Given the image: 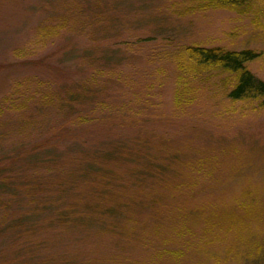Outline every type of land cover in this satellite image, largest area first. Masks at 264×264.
<instances>
[{
	"label": "rangeland",
	"instance_id": "obj_1",
	"mask_svg": "<svg viewBox=\"0 0 264 264\" xmlns=\"http://www.w3.org/2000/svg\"><path fill=\"white\" fill-rule=\"evenodd\" d=\"M244 3L230 8L215 0H0V207H3L2 204L10 196L11 199L16 198L12 193L23 188L18 184L26 182V176L30 172H38L42 178L45 177L46 169L39 167L45 154L51 155L54 150L57 153L54 162L61 163L63 157H73L82 148L81 139L72 141L67 137L61 139V136L59 139L50 137L52 140L49 145L41 142L51 135L47 131L54 130L60 122L67 120L62 125L63 131H71L73 125L70 120L76 112L71 111V107H64V98L77 94L78 87H83L81 81L86 78L89 80L93 74L94 64H104L107 61L122 67V74H132L133 80L127 79L133 86L144 87V92L147 90V107L153 113L158 111L168 116L167 124L160 123L152 130L153 134H166L168 139H153L150 146L147 144V151L140 146V142L131 143L136 146H131L130 153L123 155L127 165L133 164V157L141 160L166 158L168 152H155L158 143L161 147L179 148V152H174L183 163L191 157V153L194 157L191 160L197 158L199 149L195 148L199 144H213L221 135L228 142L234 138L243 140L247 132H253L259 135V139L256 136V141L250 146V161L237 163V169L235 166L228 169V172L238 173L222 187V195L226 199L238 196L247 200L251 194L252 199L255 198L257 189L263 193L264 107H252V104L245 101H231L224 88L227 78L231 79L232 74L229 72L214 73L207 82L208 90L198 91L192 88L190 92L185 79L187 76L190 78L188 70L185 67L180 69L186 45H219L237 50L251 48L258 55L245 65L257 78L264 81V0H247ZM98 12H106L108 18L103 19L96 29L88 18ZM93 30L100 33H94ZM101 32L118 34H115L118 40L110 43L112 47L114 43L117 53L106 49L111 47L106 45L109 37ZM126 48L133 55L127 57L129 61L122 63L121 58L125 53L121 51ZM123 58L126 59L125 56ZM198 76L196 73L194 77ZM140 78L145 81L143 84L138 83ZM189 80L192 83L202 81L201 84L205 81ZM18 83V96L12 99L15 105L8 104L3 97L12 93L14 85ZM176 91H179L178 98L184 95L188 102L193 101L192 104L176 108ZM194 94L200 95L196 99ZM68 116L71 119L65 120ZM107 133V138L91 142L94 144L92 150L103 152L100 148L104 142L114 146L122 145V136L125 135L126 140L123 141L129 140V143L142 138V131L136 127L123 133L121 130ZM169 154L172 155L171 152ZM111 156L108 157L115 160L117 165L106 168V172L115 170L118 165L127 166H122V154L116 150ZM223 158L225 160L226 157ZM234 158L236 161V156ZM70 162L72 163L65 167L71 172H64L63 169L60 173L66 177L62 189L71 190L73 193H69L72 195L78 192L87 198L93 196L91 193L95 194L94 185H99L96 181L97 174L92 177L95 171L85 175L73 172L78 169L77 163ZM172 168L184 172L178 169L180 166ZM170 172L175 171L170 169ZM104 181L108 182V179L105 178ZM244 193L248 195H243ZM262 193H259L260 196ZM165 195H156L155 198L158 199L153 206L139 203L132 207L133 215L140 216L139 223H143L142 217L147 214L162 211L158 209L166 205ZM90 200L92 202L93 198ZM90 200L71 204L87 205L89 208ZM148 209L150 213L146 211ZM137 210L139 214L135 213ZM111 220L115 221V231L108 235L109 247L102 244V248L94 246L93 254H90L93 258H89V264H99L97 258L105 256L106 253L103 254L102 251L108 248H111L108 256L117 259L118 264H122L123 257L128 262L135 261L153 251L149 246L145 247L147 252L141 246L125 247V243H120V215ZM22 223L26 225L28 220H23ZM3 224L0 222L1 229ZM242 224L247 230L244 237L235 238L237 245L234 249L228 243L211 246L205 252L201 248L190 249L185 261L197 264L198 256H203L202 264H206V258L208 264H264V225L252 220ZM147 226L152 228V224ZM88 227L92 231L97 228L93 221L88 222ZM2 231L0 264L9 255L7 238L15 237L14 228L8 231L3 226ZM4 244L8 249L2 248ZM168 246L172 247L173 244ZM74 258L77 264L82 262L77 257ZM146 258L148 262H152L150 256Z\"/></svg>",
	"mask_w": 264,
	"mask_h": 264
},
{
	"label": "trees",
	"instance_id": "obj_2",
	"mask_svg": "<svg viewBox=\"0 0 264 264\" xmlns=\"http://www.w3.org/2000/svg\"><path fill=\"white\" fill-rule=\"evenodd\" d=\"M246 1L215 0L230 8L241 6ZM106 15V12H98L88 19L98 29L103 19L108 18ZM93 31L100 33L97 30ZM101 34L109 37V43L106 45L111 47L106 49L115 53L114 43L113 47L110 43L118 40L115 36L117 33ZM121 52L125 53L121 58L122 63L129 61L127 57L133 55L127 48ZM257 55L258 53L251 48L237 50L219 45L190 44L183 49L180 69L185 67L188 70L190 78L187 76L185 79L190 92L192 88L198 91L208 90L207 82L214 73L229 72L232 75L231 79L227 78L224 85L226 96L233 102L245 101L252 104V107H264V81L257 78L245 65ZM93 67V74L89 80L86 78L81 81L83 87H78L77 94L63 100L64 107L68 109L71 107V111L76 112L70 120L73 125L71 131H63L62 125L67 122L66 119H71L68 116L65 118L66 122H60L52 131L48 130L47 133L51 135L41 142L49 145L53 136L57 139L61 136V139L67 137L72 141L81 139L82 148L73 157H63L61 163L54 162L57 157L54 150L51 155L45 154L39 166L42 170L46 169L45 177L42 178L38 172H30L26 176V182L18 184L23 188L12 193L16 198L11 199L10 196L2 204L3 207H0V222L4 223L3 226L8 231L13 228L15 230V237L7 238L9 255L3 264H77L74 256L82 260L79 261L80 264H89V258H93L90 254H93L94 246L102 248L100 246L102 244L109 247L108 235L115 231V221L112 222L111 219L118 215L122 219L120 243H125L127 248L141 246L146 252L145 247L153 249L135 261L128 262L123 257L122 264H188L189 261L186 262L185 259L190 249L201 248L205 252L207 248L217 247L223 243L231 244L230 248L234 249L237 245L235 238L244 237L247 230L242 223H250L252 220L264 225V192L257 189L255 198L252 199L251 194L247 200L238 196L226 199L222 195V187L238 173L228 172V169L236 167L237 163L250 161L252 153L250 146L256 141V136L259 139L258 134L247 132L246 138L243 140L234 138L229 140L231 143L221 135L213 144H199L200 146L195 148L199 149L197 158L191 160L194 158L191 153V157L183 163L181 162L183 160L177 159L178 156L174 152H179V148L161 147L158 143L155 152L157 154L168 152L166 158L141 160L133 157V164L127 165L123 155L130 153L131 146H136L131 143L140 142V146L147 151V144L150 146L153 139H168L166 134L152 133L155 126L160 123L167 124L168 116L158 111L153 113L147 107L145 96L147 90L144 92V87L133 86L130 82L133 80L132 74H122V67L119 65L107 61L104 64H94ZM196 73L199 74L197 78L194 77ZM127 78H130V81ZM189 79L205 81L203 84L202 81L192 83ZM140 82L143 84L145 81L140 78L138 83ZM126 85L130 87L127 88ZM19 87V83L15 84L12 93L3 97L8 104H14L12 99L18 96L16 93ZM176 92H178L174 101L176 108L192 104L193 101L188 102L184 95L178 98L179 91ZM199 95L194 94V97L197 99ZM135 127L142 131L141 140L135 139L129 143V140L123 141L126 140V135L125 137L120 135L122 145L114 146L112 143L104 142L100 148L103 152L92 150L94 144L91 142L101 140L102 137L107 138V131L117 133L121 130L123 133ZM115 130L117 131L113 132ZM110 146L112 148L108 150ZM115 150L122 154V166H127L118 165L115 170L107 173L106 168L117 165L115 160L108 157H112ZM235 156L237 162L234 160ZM223 157H226L225 160ZM70 161L77 163L78 169L73 172L85 175L87 172L95 171L92 177L97 174L96 181L99 185L92 183L95 184L93 187L95 194L91 193L93 196L87 198L78 192L72 195L69 193H73L71 190L62 189L66 177L60 173L63 169L64 172L69 170L65 166L71 164ZM175 165L180 166L178 169L184 172L172 168ZM237 168L239 167L235 169ZM170 169L175 172H170ZM105 178L108 182L104 181ZM67 181L71 182L68 178ZM154 194L159 197L166 194V205L158 209L162 210L160 213L147 214L142 217L143 223H139L140 216L133 215L132 207L139 203H149L153 206L154 201L158 199ZM83 200H90L91 203H88L90 209L87 205L71 204ZM146 211L150 213V209ZM241 211L243 214H240ZM135 213L139 214V211ZM23 220H28V223L23 224ZM90 221L97 227L94 231L88 227ZM148 224H152V228L148 227ZM3 226L0 233L3 232ZM91 241L93 243H90ZM170 244L173 246L169 247ZM2 248L8 249V246L4 244ZM122 248L121 246L120 249ZM102 252L106 254L97 258L99 264H118L117 259L108 256L111 248ZM148 256L152 262L147 261ZM203 259V256H198L197 264H202Z\"/></svg>",
	"mask_w": 264,
	"mask_h": 264
}]
</instances>
